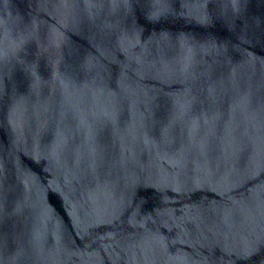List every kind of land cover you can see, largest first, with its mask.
Returning <instances> with one entry per match:
<instances>
[{"label": "water", "instance_id": "95a60500", "mask_svg": "<svg viewBox=\"0 0 264 264\" xmlns=\"http://www.w3.org/2000/svg\"><path fill=\"white\" fill-rule=\"evenodd\" d=\"M0 264H264V0H0Z\"/></svg>", "mask_w": 264, "mask_h": 264}]
</instances>
